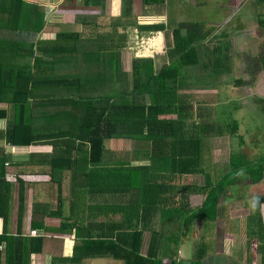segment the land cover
<instances>
[{"label": "crops", "instance_id": "crops-1", "mask_svg": "<svg viewBox=\"0 0 264 264\" xmlns=\"http://www.w3.org/2000/svg\"><path fill=\"white\" fill-rule=\"evenodd\" d=\"M206 1L208 0H9L6 2L8 6L3 12L0 11V110L6 112L4 117H0V130H5L17 115L12 92L15 87L18 89L19 85L24 90H29L26 111L29 120L25 125L29 129L33 128L32 133H44L49 130L54 132L61 128L74 137L77 128L75 123L72 124L71 119L67 117L72 126L68 124L66 127L59 120L60 114L71 110L74 114L76 112L73 108L76 105L69 99H60L62 94H68L70 91L37 87L45 85L43 80L59 75L74 78L91 70L100 73L104 71L105 66L103 67L101 58L93 61L75 58L79 60L77 62L72 59L75 54L74 47L79 45L86 33L103 35L113 31L119 68L121 73L124 70L129 71L130 76L134 61L139 64L137 59H147L148 61L142 63V69H152L153 75L165 64L175 63L177 59L173 55L176 53L174 31L178 29L181 35H185L187 28L192 26L193 35L197 33L193 42L198 49V63L199 56L212 64L216 61L218 63L220 56L223 62L217 67L227 73L235 65L232 54L236 52H255L264 58V0H214L211 10L199 12L201 6L207 4ZM247 3L254 6V13L250 15L245 8ZM33 6L37 7L34 14L31 13L29 17L23 14L26 9L34 11ZM241 8L239 15L237 13ZM195 29L198 32L195 33ZM245 45L248 48H245ZM86 48L85 52H95L98 45L93 50L92 47ZM222 52L228 56L225 53L221 55ZM61 54L64 55L61 57ZM61 58L62 60H58ZM70 62L74 65L64 66V63ZM83 63L86 65L81 66ZM197 64L179 67L180 73L174 81H166L175 83L177 93L190 94L191 97L189 89L195 84L184 82L181 76L184 77V73L189 72L187 69L196 67ZM263 64L262 59H257L252 68L241 64L248 72L246 80L240 84L264 87ZM249 78L250 80H247ZM33 79L39 81V86L35 89L29 88ZM106 80H103L102 87L96 93L91 94L107 91L110 82ZM152 83L157 85V82ZM202 87L205 88L204 85ZM233 89L237 90V86ZM212 90L216 92V101L212 104L211 115H220L221 110L218 111L214 105L218 106L221 100V89ZM144 96V99L149 101L148 92H145ZM249 101L250 104H242L237 102L236 98L233 105L232 100H229L228 107L231 105V116L239 122L238 133L248 131L247 133L252 135V146L263 151L262 153L259 149L260 152L254 155L241 150L247 161L255 164L264 155V129L260 128L259 124L253 126L248 121L250 119L258 122L251 118L253 111L258 113L264 123V92L252 93ZM68 104H71V108ZM191 110L210 112L194 104ZM245 110L248 111L247 114ZM108 140L105 141V146ZM132 141L130 145L113 146L112 149L117 150V153H126L136 148L137 145ZM76 144V148L73 142L68 141H58L54 145L25 142L15 145L0 139V161L4 162L2 170L0 168V178L5 181L2 190L7 194L5 205L0 207V235L8 236V239L0 238V264H125L123 258L102 249L98 253L75 259L73 246L81 240L76 239L74 233L57 231L56 228L62 219L70 218L69 222H72L76 215L79 216L77 223L82 226L83 234L90 235L89 240L116 242L117 246L123 247L120 250L116 247L115 254L127 249V245H136L138 238L131 234L136 229L142 232L139 254L151 258L153 262L158 260L161 264H192L194 260H199V264H264V201H256V198L264 197V171L262 177L254 182L244 179V174L240 182L228 190L227 195H221L217 217L208 223L209 227L201 228L203 220L187 221V207L181 206L180 214L175 211L180 208L177 204H181V199L174 203L170 200V194L174 191L178 194L176 199H179V196L182 198L181 195L188 190L187 187L184 190L179 189L182 185H195L184 182L181 179L184 175L168 182L175 185V188L163 190L161 203H153L143 214H140L139 205L133 206L132 214L127 215L125 206L130 204L131 200L135 206L139 203L134 192L132 196L124 195L123 191H116L115 195L105 192L93 196L92 192L89 194L86 191L89 185L93 184L92 181L123 186L131 177L129 174L85 172L78 175L69 168L62 172L51 171L50 162L55 159L88 155L87 144L82 145V152L77 151L80 146L78 142ZM64 147H67V152ZM149 162V159L132 157L130 164L138 166L147 165ZM75 174L81 176L86 184L82 187L76 186L73 183ZM198 175L202 176L204 181L196 185H203L206 175ZM209 179L213 181L216 177L211 174ZM245 180L250 182L247 183L249 187H245ZM19 182L22 183L25 197L20 212ZM59 184L61 192L58 191ZM236 187L244 193L237 194ZM76 196L82 197L84 201L82 210L72 205ZM197 196L202 197L200 194ZM58 201H61L60 208ZM97 204L98 207H88ZM53 211L57 213L50 215ZM166 229L169 230L167 235L163 233ZM168 235L172 238L167 237ZM27 236L42 237L41 250L32 252L29 256L24 255L23 246ZM197 239L200 242L195 248Z\"/></svg>", "mask_w": 264, "mask_h": 264}, {"label": "trees", "instance_id": "trees-1", "mask_svg": "<svg viewBox=\"0 0 264 264\" xmlns=\"http://www.w3.org/2000/svg\"><path fill=\"white\" fill-rule=\"evenodd\" d=\"M8 1L0 0L1 12L8 6V3H6ZM193 27L187 28L185 35H181L178 29L174 31V50L176 53H173V55L177 59L175 63L165 64L153 75L152 69H142V63L148 60L145 58L137 59L139 64H135L134 61L132 77L129 71L124 70L121 73L119 68L118 53L114 46L115 33L113 31L103 33L107 36V41L105 44H98V49L92 52L96 54L91 55L94 60L103 59V67L105 66V68L102 73L91 70L74 78L59 75L53 79L43 80L45 85L41 87H37L39 81L33 79V84L29 86L31 89L37 87L68 90L70 91L68 94H60L62 96L61 101H68L69 99L74 105H85L80 110L81 114L76 112L74 114L71 110L59 115V120L63 124H69L71 127L72 125L68 119H71L72 124L75 123L77 128L73 134L74 137H71L70 132L66 129L62 130L61 128L59 131L54 132L49 130L44 133H32L33 128L29 129L25 125L29 120V116L26 115L29 90H24L23 87L18 85V89L15 87L12 92V101L17 106V115L9 122V126L5 130H0V139H5L8 143L15 145L24 142L54 145L58 141L62 143L68 141L73 142L75 148L78 142L80 147L77 151L79 152L83 151L81 149L82 145L87 144V156L80 154L75 158L55 159L50 162L52 163L50 165L51 171L62 172L65 168H69L75 172L76 166L87 162L91 164L85 171L89 174H129L131 177L126 181L127 184L123 186L114 185L110 182L107 184L94 182L91 186L89 185L86 191L89 194L92 192L91 195L93 196L105 192L109 195H115L116 191H123L124 195L132 196L134 192L135 197L139 199V203L135 206V203L132 204L131 200L130 204L125 206V214L127 215L132 214L133 206L138 207L139 205L140 214H143L153 203L154 205L161 203L163 190L166 189L165 191H167L175 188V185L168 184L169 181L183 175L204 174L206 177L203 185H182L179 189L184 190L187 187L186 194L184 193L185 195H181L182 198L179 196V199H176L178 194L174 191L170 194V200L174 203L181 199V204H177L180 208L175 209V211L180 214L181 206L187 207L188 222L195 219L214 220L218 215V204L221 195H227L228 190L239 182L244 174L250 177L251 182L262 177L264 155L255 164H250L246 159V155L241 149L237 148L231 151L226 170L217 172L220 175L213 181L209 179L210 174L207 177L208 173H206L203 166L207 138L210 135L227 133L230 137H237L239 145H243L244 139L243 133H238L239 122L234 117L231 116V119L227 120V118L223 119L221 113L213 116L210 112H193L191 110L193 101L190 94L177 93L175 83L166 81L168 79L174 81L180 73L181 69L179 67L198 63V49L193 42L198 30L195 29L196 34L194 36ZM104 77L107 79L106 82H110L107 91H102L101 94L96 95L91 94V92L96 93L102 87ZM152 82H157V85ZM145 92L149 94V101L144 99ZM5 113L0 110V117H4ZM111 138L132 139L137 146L133 150L126 151V153L114 154L115 151L108 150L105 146V141ZM65 148L67 147H64L67 152ZM129 153H132V155ZM132 157L149 159L150 162L147 165L133 166L130 164ZM0 162L2 170L4 162ZM83 169L85 167H82L81 171ZM138 180L139 183H137ZM4 182L0 178V207L2 208L7 198V194L3 193L4 189L2 190ZM19 184L18 208L20 212L25 197L22 183L19 182ZM58 187V191L61 192L60 184ZM197 194L202 195V197L197 196ZM165 197L168 198V192H166ZM82 200V197L76 196V200H72L73 207L76 205L77 208L82 210V203H84ZM256 201H264V197L256 198ZM60 204L61 201H58L59 208ZM92 206L98 207L99 204L89 205L88 207L91 208ZM56 213V211H53L50 215ZM78 217L76 215L75 220L72 222H69L70 218H61L60 225L56 228L57 231L74 233V237L81 240L73 246L75 259L98 253L102 249L103 251L106 250L107 253L123 258L125 264H161L158 260L153 262L151 258L139 254L141 231L135 229L134 232H131L138 238L134 247L127 245V249L115 254L116 247L119 250L123 247L117 246L116 242H100L99 239L89 240L90 235H84L82 226L77 223L79 221L77 220ZM7 237L4 234L0 235V238L8 239ZM23 246L25 256H29L32 252H39L42 247V237L27 236L23 241ZM6 254L8 253L6 252ZM199 263V260H194L192 264Z\"/></svg>", "mask_w": 264, "mask_h": 264}, {"label": "rangeland", "instance_id": "rangeland-1", "mask_svg": "<svg viewBox=\"0 0 264 264\" xmlns=\"http://www.w3.org/2000/svg\"><path fill=\"white\" fill-rule=\"evenodd\" d=\"M213 2H214V0L206 1L207 4L202 5L201 6L202 8H200L199 12L201 11L204 13L207 10H211L212 9L211 6L213 5ZM245 5H246L245 8L248 9L249 15L254 13V10H253L254 6H251V3H247ZM25 8L26 7H24V9ZM36 8H37L36 6H33L34 11L26 9L23 11V14H27V16L29 17L31 15V13L34 14L36 12V10H37ZM22 9L23 8H21V10ZM17 10H18V8H17ZM241 12H242V8H241V10H239V12L237 14L240 15ZM20 17H21V13H20ZM94 41L96 43H94ZM106 41H107L106 35H101L98 33L97 34L96 33H94V34L93 33L92 34L86 33L82 37V41L78 43L79 45L77 47H74V49H73V51L75 52V54L72 57V59H74L73 61H76V62L79 61L75 58H81L82 60L85 59V61H87V60L93 61L94 59L91 55L96 54V53L85 52V49H87L86 46L88 48L92 47V50H93L98 44H105ZM70 45H72V44L70 43ZM245 48H248V46L245 45ZM79 49H81V50H79ZM224 53L225 52H222L221 55H223ZM225 54H227V53H225ZM62 55H64V54H61L60 56L62 57ZM232 55H233V61H234L235 65L232 66V69L230 70V72L223 73V69L221 67L220 68L217 67V65H222V62H223V60L220 56H219L220 61L218 63L216 61L213 64L210 61L205 60V58L199 56V63L197 64V66L196 67L192 66L190 69H187L189 72H185L184 77L181 76V79H184L183 80L184 82L195 84V85H191V88L189 89L190 92L192 93L191 100L193 101V104L195 106H199L200 109H206V110L208 109L211 114H212V112H211L212 111V104L216 101V95H215L216 92L213 91L212 89L213 88L215 90L221 89V92H220V95H221L220 99L221 100H220V102H218L219 103L218 106L214 105V107L218 111L221 110V114L223 115L222 116L223 119L227 118V120L231 119L232 108H230V106L233 105V101L234 100L236 101V98H237V102L240 101L242 104L243 103H249L250 104L251 102L249 101V98L252 97V93L257 94V91L258 92H264V87H262V86L260 87V86H256V85L240 84L246 80V76H247V72H248L247 70L243 69L244 67H241V64L246 65V67L252 68L255 66L257 59H260V60L262 59V62L264 63V58L262 57V55H259V53H255V52L242 53V54H238L236 52ZM227 56H228V54H227ZM208 57H209V55H208ZM58 60H62V58L58 59ZM64 64H65L64 65L65 67H70V66L74 65V63H72V62L64 63ZM85 65L86 64L83 63V65H81V66H85ZM263 67H264V64H263ZM187 70H185V71H187ZM62 71H66V70H62ZM247 80H250V78ZM219 82L222 84H218ZM203 85L205 86V88L202 87ZM206 86H209V87H206ZM210 86L212 89L210 88ZM236 86H237V90L233 89V87H236ZM251 87H252V89H251ZM106 89H108V86ZM229 100L230 101L232 100V103L228 107ZM85 102H88V101H85ZM68 105L71 108V104H68ZM84 106L85 105L77 104L76 107H73V108L76 110V113L81 114L80 110H82ZM239 110H240V108H239ZM245 111L247 114L248 111L247 110H245ZM257 114L258 113H254L252 111L251 118L253 120H258V122L252 121L250 119L248 122H249V124L251 123L253 126H255L256 124H259L260 128L262 127V129H264V123H262V118L259 117ZM244 123H245V121H244ZM244 123H243V125H244ZM65 126H68V124H65ZM247 132L248 131H245V133H243V139L246 142H244L243 145H241V147H239V145H238L239 140L237 137L233 138V137H230L228 135H220V136L210 135L207 138V141H206L207 147H206V151L204 153V164H203V166H204L206 173H208L210 175L213 174V176L217 178V176L220 175L217 172L226 170V168L228 167V164H229V154H230L232 149L239 148L243 152H246L247 154L253 153L254 155L258 154L260 151L263 153L262 149L257 148V147L255 148V146H252V144H251V140H253L251 138L252 135L250 133H247ZM262 137H264V132H262ZM131 141H132V139H126V138L114 139L113 138V139H109L107 141L106 146H107L108 150H113L112 149L113 146H127V145H130L129 143ZM263 144H264V141H263ZM259 149H260V151H259ZM120 152H122V151H120ZM114 154H118L117 150L114 152ZM88 166H89V164L87 162H85V164H79V166H76L75 172L78 173V175H82V173H85L86 168H88ZM82 167H85V169H83V171H81ZM181 179L184 182L191 183V184H198V183H201L204 181L202 176H200L198 174L184 175V177H182ZM244 179L250 180V177L248 175H246V176H244ZM84 181L85 180L81 176L76 175V179L73 183L78 187L79 186L82 187L83 185L86 184V182H84ZM94 182H98V181H92L91 183H94ZM247 183L250 184V182L245 180V183H244V184H246L245 187H249ZM236 188H237V191H236L237 194L238 193L239 194L244 193L242 190H238L240 188H238V187H236ZM230 194L231 193L229 192V195ZM225 205L226 204H224V206ZM218 208H219V205H218ZM210 222L211 221L204 222V220H203L204 224H200L201 228L207 227V226L209 227L208 223H210ZM205 224H207V225H205ZM168 232H169L168 229L163 230V233L164 234L166 233V235ZM171 233L173 235L175 234L174 232H171ZM167 237H171V235H168ZM199 242H200V240L197 239L195 244H194L195 248L198 246Z\"/></svg>", "mask_w": 264, "mask_h": 264}]
</instances>
